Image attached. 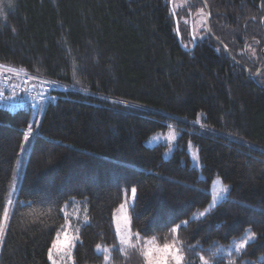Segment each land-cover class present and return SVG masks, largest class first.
Instances as JSON below:
<instances>
[{
  "label": "trees",
  "instance_id": "trees-1",
  "mask_svg": "<svg viewBox=\"0 0 264 264\" xmlns=\"http://www.w3.org/2000/svg\"><path fill=\"white\" fill-rule=\"evenodd\" d=\"M175 1L0 0V65L24 75L0 79L61 87L38 100L4 92L29 103L0 104V216L21 164L0 264H49L66 218L79 235L72 264H105L97 244L112 249L111 264H144L139 251L118 250L113 224L133 187V233L163 244L188 221L177 232L185 264L201 255L264 264V0H203L210 34L230 57L205 29L202 0ZM198 11L203 30L194 34ZM244 69L260 72L250 80ZM170 126L181 134L165 159V146L144 142ZM214 179L229 191L200 218ZM249 232L255 240L236 252Z\"/></svg>",
  "mask_w": 264,
  "mask_h": 264
},
{
  "label": "snow or ice",
  "instance_id": "snow-or-ice-1",
  "mask_svg": "<svg viewBox=\"0 0 264 264\" xmlns=\"http://www.w3.org/2000/svg\"><path fill=\"white\" fill-rule=\"evenodd\" d=\"M179 30V29H178ZM5 66L0 65V69H3ZM8 71L15 72V69L9 68ZM27 83V81H25ZM17 86L13 85V91H15V88ZM41 96H43V93H41ZM0 99H7V97L4 96L3 91H0ZM198 122V121H197ZM33 128L30 124L28 126L27 131L23 133V139L25 142L29 141V138L32 134ZM174 138V137H172ZM195 155V154H194ZM228 186L224 185L219 189V192L217 194V197H213V205L215 206V201L217 198H219L220 193H226L228 192ZM132 199H135L136 196V189L133 187L131 189ZM9 204L12 203L11 200L8 201ZM126 204L127 201L120 205L119 211H125L126 210ZM86 209H85V221H87V215H86ZM210 209H205L204 211L199 212V217H204ZM9 211L7 207H4L2 216H0V233L4 232L7 227V221L9 219ZM195 218V217H194ZM67 220V218H66ZM124 220L126 222L129 221V218L127 215L124 216ZM188 221H183L182 225L187 226ZM182 225H176L171 229L173 239L171 242H165L161 244L155 236H153L151 239L142 238L139 233H133L130 228V222L129 226H127L125 229L121 230V228L118 226L116 235L119 239V245L121 246L118 250L123 252L125 255L127 254V249H135L139 251V253L144 257V264H185V256H184V247L182 243L180 242L177 232L178 229ZM256 238V234L254 232H249L247 236L236 245V252L241 253L245 250V248L249 245L251 241H254ZM79 240L78 235V229L73 232L71 230V223L70 221L66 222L64 226L61 227V230L56 233V238L52 243L51 248L49 249V260L52 261V264H57V261L53 257V251L55 250L57 255H63L67 257V260L71 261V249L75 246V242ZM97 252H103L104 253V261L105 264H111V251L112 249L102 246L100 244L96 245ZM189 251L193 252L194 254L198 251H202L201 248H198L197 246H191L188 249ZM221 252L220 248H217L215 252H212L211 255L213 257H217ZM200 264H209V259L206 258L204 255L199 256Z\"/></svg>",
  "mask_w": 264,
  "mask_h": 264
},
{
  "label": "rangeland",
  "instance_id": "rangeland-1",
  "mask_svg": "<svg viewBox=\"0 0 264 264\" xmlns=\"http://www.w3.org/2000/svg\"><path fill=\"white\" fill-rule=\"evenodd\" d=\"M182 2H183L182 0H176L174 2L175 9H176V7L179 8L183 4ZM202 22H203V12L202 11H198L194 15V19H193L192 30L194 31V34H198L199 30H201V31L203 30ZM205 29H206V27H205ZM190 42L192 43V41H188L187 44H190ZM182 44H183V47L187 46V44L185 42L184 43L182 42ZM263 55H264V52H263ZM0 71L7 72V73L11 74L10 76H15V77H17V76L21 77L22 76V74L19 73L18 71H15L13 73V72L8 71L7 68L0 69ZM10 80L13 81L11 78H10ZM15 80H16V78L14 79V81ZM42 110H43V107H39L37 110L33 111V115L40 114L42 112ZM197 121H196V126H199L201 124V114H199L197 116ZM180 134H181V132L179 130H177L173 126H170L164 133H158V134H155V135L151 136L149 139H147L144 142V144H145V146L147 148H153V147H156V146H159V145L165 146L166 147V151L164 152L163 156H164L165 159H168L170 157L171 152H172V147H173L175 141L179 138ZM172 137H174V138H172ZM188 152H189V156H190L192 165L197 167L198 166V160H197L196 151L194 149H192L191 147H189ZM20 166H21V164L20 165L17 164V167H16V169H15V171L13 173V177H12V180H11V185H10L9 192H8V196L6 198V207L8 208L9 214H11V212H12V210L14 208V201L16 200V191H17V188H18L17 186H18V180H19V176H20ZM222 186H224V185L218 179H214L213 180V183H212L210 191H209L210 195H211V200H210V203H209L207 209H210V208L214 207V206H212L213 205V197H217L219 189ZM226 194H227V192L226 193H220L219 194V198H217L216 201H215V205L217 203H219L220 201L226 199ZM9 200L12 201L11 204L8 203ZM126 201H127L126 210L125 211H119V209H120V206H119V208L115 211V213L113 215V224H114V227H115V232L117 231V227L118 226L121 228V230H123L127 226H129V221L126 222L124 220V216L127 215L128 218H129V215H128L129 207H131L133 202H134V199H132L131 192L129 194V198H127L123 203H125ZM9 217H10V215H9ZM8 221H9V219H8ZM8 221H7V223H8ZM68 221L69 220L67 219L65 221V224ZM70 223H71V221H70ZM76 226H75V224L73 222L71 223V230L73 232H75L77 230ZM4 232L0 233V244H1L2 238L4 236ZM146 239H149V238H146ZM117 240H118V244H119L118 237H117ZM129 249H131V248H129ZM72 250H73V248L71 249V253H72ZM53 257L57 261V264H72V260L71 261L67 260V257L63 256V255H57L55 250L53 251ZM48 261H49V264H52V261L49 260V253H48Z\"/></svg>",
  "mask_w": 264,
  "mask_h": 264
},
{
  "label": "built area",
  "instance_id": "built-area-1",
  "mask_svg": "<svg viewBox=\"0 0 264 264\" xmlns=\"http://www.w3.org/2000/svg\"><path fill=\"white\" fill-rule=\"evenodd\" d=\"M23 77H24V75L22 74L21 78H23ZM8 84H9L8 80L1 78L0 79V91H3V93L9 92V93H16V94L26 92L24 94V96L26 98H34L37 100L40 99L39 97L41 96V93H43V96H46L50 92H58L61 89L60 86H58L56 84H52V83H47L45 81H43L41 83V85H39L36 88L31 87V88L24 89V84H25V81H24L23 84H21L20 86H17L15 88V91H13V88L10 87ZM4 96H5V93H4ZM28 103H29L28 100H27V102H19V101H15V100L0 99V104L3 105L4 107H6L10 111H15L16 109H18L19 106H23V105L28 104ZM30 103H34V102H30ZM32 105L33 104H31V106Z\"/></svg>",
  "mask_w": 264,
  "mask_h": 264
},
{
  "label": "water",
  "instance_id": "water-1",
  "mask_svg": "<svg viewBox=\"0 0 264 264\" xmlns=\"http://www.w3.org/2000/svg\"><path fill=\"white\" fill-rule=\"evenodd\" d=\"M202 3L204 5V8H205V27H206V31L208 32L209 36L213 39V36L210 34V31H209V28H208V19H209V10L207 8V6L205 5V3L203 2L202 0ZM214 40V39H213ZM222 49L223 51L225 52V54L229 56V53L227 51V49L225 48V46L221 43H219L217 40H214ZM263 52H264V49L261 51L262 55H263ZM260 71H258L255 75L253 76H249L246 72V70L244 69V74L247 78H249L250 80H253L258 74H259Z\"/></svg>",
  "mask_w": 264,
  "mask_h": 264
},
{
  "label": "crops",
  "instance_id": "crops-1",
  "mask_svg": "<svg viewBox=\"0 0 264 264\" xmlns=\"http://www.w3.org/2000/svg\"><path fill=\"white\" fill-rule=\"evenodd\" d=\"M11 77V79L14 81V79L16 78L15 76H10Z\"/></svg>",
  "mask_w": 264,
  "mask_h": 264
},
{
  "label": "clouds",
  "instance_id": "clouds-1",
  "mask_svg": "<svg viewBox=\"0 0 264 264\" xmlns=\"http://www.w3.org/2000/svg\"><path fill=\"white\" fill-rule=\"evenodd\" d=\"M1 72H3V71H1ZM5 73H7V72H5Z\"/></svg>",
  "mask_w": 264,
  "mask_h": 264
}]
</instances>
